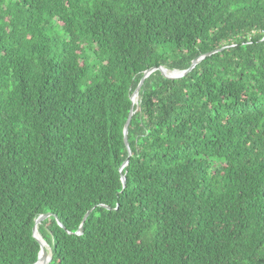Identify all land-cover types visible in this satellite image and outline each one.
Wrapping results in <instances>:
<instances>
[{"label":"trees","instance_id":"1","mask_svg":"<svg viewBox=\"0 0 264 264\" xmlns=\"http://www.w3.org/2000/svg\"><path fill=\"white\" fill-rule=\"evenodd\" d=\"M263 37L264 0H0V264L44 213L47 264H264Z\"/></svg>","mask_w":264,"mask_h":264},{"label":"water","instance_id":"2","mask_svg":"<svg viewBox=\"0 0 264 264\" xmlns=\"http://www.w3.org/2000/svg\"><path fill=\"white\" fill-rule=\"evenodd\" d=\"M264 39V37H263ZM224 47L218 49V50H221L223 49ZM217 50H214V51H211V52H208L207 54H203L195 59H193V61L191 62V65L185 69V70H169L163 66H158V67H151L149 69H147L143 75V77L141 78V80L139 81L138 85H137V88L135 89L134 93L132 94L131 96V100H132V105L134 104L133 103V97L135 95H137L138 93V90L143 82V80L145 79V77H147L151 72H153L155 69H158L162 72L163 75L167 76V77H170V78H177V77H180V76H183L184 74H186L189 70H191L194 65L200 60L202 59L204 56L206 55H209L210 53H214L216 52ZM166 71H169V72H174V74L170 75V74H167ZM133 113V108L131 106V109L129 110V116L125 122V125H124V128H123V139H124V142L125 144L127 145V127H128V123H129V120H130V117ZM128 153L130 155V151H129V148H128ZM127 163V160L123 163L126 164ZM122 165V167H123ZM122 182L123 184L125 183V178L124 176H122ZM51 213H44V214H41L39 215L36 219H35V222H34V226L32 228V234H33V237L38 241L39 243V246H40V249H39V252H38V257H37V260L33 263V264H47L50 259H51V249L50 247L48 248V251L46 250V248L44 247L43 243L41 242V240L38 238L37 236V225L40 223L41 220L47 218L48 216H50ZM87 215V214H86ZM85 215V216H86ZM60 224V223H59ZM61 225V224H60ZM82 229H83V223L80 224L79 226V229H78V232L81 233L82 232ZM48 245V244H47ZM48 252V253H47Z\"/></svg>","mask_w":264,"mask_h":264},{"label":"bare ground","instance_id":"3","mask_svg":"<svg viewBox=\"0 0 264 264\" xmlns=\"http://www.w3.org/2000/svg\"><path fill=\"white\" fill-rule=\"evenodd\" d=\"M167 73H170V74H174V72H169V71H166ZM136 99H137V95H135L133 97V103H136ZM37 236L38 238L41 240V242L43 243L44 247L46 248V250L48 251V248L49 246L47 245V243L45 242V240L37 233ZM48 253V252H47Z\"/></svg>","mask_w":264,"mask_h":264}]
</instances>
